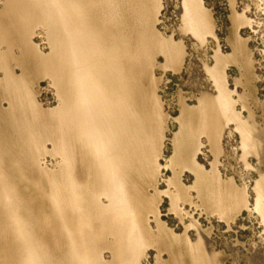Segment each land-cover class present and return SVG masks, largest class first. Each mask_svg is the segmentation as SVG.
I'll return each mask as SVG.
<instances>
[{
	"label": "bare ground",
	"instance_id": "1",
	"mask_svg": "<svg viewBox=\"0 0 264 264\" xmlns=\"http://www.w3.org/2000/svg\"><path fill=\"white\" fill-rule=\"evenodd\" d=\"M198 1L182 0L184 24L193 36L203 38L207 17ZM156 2H4L0 9V220L5 223L0 232L9 235L5 246H0V264H141L150 246L159 255L167 253L168 260L161 262L159 257V264H214L202 233H196L195 241L178 242L180 236L164 225L157 223L154 231L145 222L146 213L155 211L154 197L147 196L146 187L159 174L156 146L165 120L155 90L145 87L144 77L158 51L171 64L181 54L178 44L157 37L152 26L159 7ZM38 27L46 29L47 54L33 43ZM14 48L19 54L12 52ZM215 59V67L206 71L214 78L218 94L204 93L197 108L191 109L196 111L180 127L182 134L178 132L188 149H196L198 134H208L216 145L228 121H239L222 84L219 66L225 59L218 54ZM12 62L21 74H16ZM40 78L50 79L56 89V108L45 110L36 101L33 85ZM249 125L239 122L238 128L244 144L257 150L258 134ZM47 154L60 159L56 170L43 166ZM200 172L196 179L201 193L211 194L220 203L223 187L213 176ZM27 174L43 183L32 178L38 184L31 181L36 187L31 188ZM178 186V192H184ZM26 191L40 193L36 198L50 209V220H56L54 230L58 229L56 243L45 241L43 233V239L38 235ZM180 193L174 201H180ZM44 218L47 225L48 216Z\"/></svg>",
	"mask_w": 264,
	"mask_h": 264
},
{
	"label": "rangeland",
	"instance_id": "2",
	"mask_svg": "<svg viewBox=\"0 0 264 264\" xmlns=\"http://www.w3.org/2000/svg\"><path fill=\"white\" fill-rule=\"evenodd\" d=\"M6 1L0 0V9ZM199 1L207 17L203 38L193 36L187 28L185 29L182 0H158L159 4H156L159 7L155 11L157 14L152 16L153 19L156 17L152 20V26L157 37H162L158 39H165L168 43L173 41L178 44L175 47L177 46L183 54H180V60L172 61V64L176 63L172 65L171 61L165 58L166 54L158 51L153 59V70L150 68L149 74L147 72L144 77L147 78L144 81L145 87L149 85V89L152 87L149 91L155 90L159 105L161 103L163 121L165 120L161 131L163 134L158 138L162 140L157 141L156 146L159 151L156 153V168L159 174L156 171L154 181L146 187L147 196L154 197L151 207L155 211L146 213L148 218L145 222L147 221L146 226L154 231L157 230V223L164 225L175 236H180L178 242L184 238L195 241L202 233L206 238V248L215 257L214 264H264V211L261 209V213L260 210L264 206V0ZM45 31L46 29L38 27L32 40L42 53L47 54L50 45ZM12 52L19 54L17 48L12 49ZM217 54L225 59L219 66L223 68L222 84L230 94L232 109L237 112L239 121L230 120L228 124L226 122L228 126L225 125L221 141L219 139L216 145L208 134H198L196 149H188L180 141L188 115L196 111L192 110L197 108L204 93L208 92L211 96L218 94L214 78L210 74L211 77L208 76L209 72L206 71V67H215ZM12 66L17 75L21 74V68L16 63L12 62ZM49 80L40 78L33 85L35 99L45 110L56 108L59 104L56 89ZM239 122L250 124L249 126L254 128L252 130L258 134L254 139L257 150H252L253 146L244 144L242 130L238 128ZM46 147L49 150L52 148L50 144ZM181 148L183 152H180ZM57 158L47 154L42 159V164L47 170H56L60 160ZM198 171H203L202 173L209 177L213 176L217 183L219 182L220 188L223 187L220 189L223 194L220 203L211 194L201 193L196 179ZM27 175L31 184L32 178L41 181L33 174L31 177V174ZM175 181L183 186L184 192H178L180 187ZM257 182L259 186H256ZM31 192H34L33 195L30 193L31 196L29 191L25 194L32 198V201L27 198L30 203L28 207L33 213L38 235L41 238L44 236V240L49 243H56V238H59L58 229L57 232L54 230L56 220H50L52 214L47 204L43 205V201L36 198L40 193ZM177 193L183 197L179 202L174 201ZM257 197L262 200L259 201ZM41 209L43 210L40 211ZM45 209L48 211L44 212ZM43 218L47 219L49 226L44 224L46 221ZM2 223L5 222L0 220V225ZM52 227L53 230L50 231ZM47 232L49 233L46 235ZM3 233L6 234L5 231ZM3 233L0 232V238L4 236ZM7 235L9 234L3 237L5 239H0L1 247L5 246ZM45 237L53 241H48ZM161 254H157L153 246L147 247L141 264H159L161 259V262L168 260L166 252ZM104 255L106 259L110 258L109 253ZM155 258H159L158 261Z\"/></svg>",
	"mask_w": 264,
	"mask_h": 264
}]
</instances>
